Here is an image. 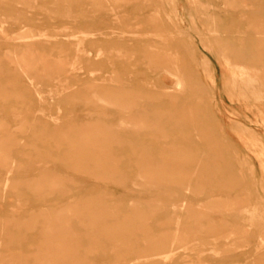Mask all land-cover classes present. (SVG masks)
Here are the masks:
<instances>
[{
  "label": "rangeland",
  "instance_id": "1",
  "mask_svg": "<svg viewBox=\"0 0 264 264\" xmlns=\"http://www.w3.org/2000/svg\"><path fill=\"white\" fill-rule=\"evenodd\" d=\"M0 264H264V0H0Z\"/></svg>",
  "mask_w": 264,
  "mask_h": 264
},
{
  "label": "bare ground",
  "instance_id": "2",
  "mask_svg": "<svg viewBox=\"0 0 264 264\" xmlns=\"http://www.w3.org/2000/svg\"><path fill=\"white\" fill-rule=\"evenodd\" d=\"M178 82V81H177ZM178 85H179V82L177 83ZM175 89H176V87H175ZM122 124V123H121Z\"/></svg>",
  "mask_w": 264,
  "mask_h": 264
}]
</instances>
